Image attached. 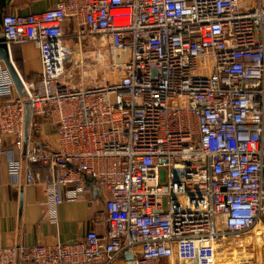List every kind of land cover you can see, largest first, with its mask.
<instances>
[{
  "label": "built area",
  "instance_id": "2783aa9c",
  "mask_svg": "<svg viewBox=\"0 0 264 264\" xmlns=\"http://www.w3.org/2000/svg\"><path fill=\"white\" fill-rule=\"evenodd\" d=\"M3 16L8 47L34 43L42 64L39 81L21 78L27 139L25 103L0 71L12 186L47 171L53 223L89 179L111 198L106 235L3 247L0 264H261L264 0H61ZM35 116L54 121L56 146L31 137Z\"/></svg>",
  "mask_w": 264,
  "mask_h": 264
},
{
  "label": "crops",
  "instance_id": "0c3cea01",
  "mask_svg": "<svg viewBox=\"0 0 264 264\" xmlns=\"http://www.w3.org/2000/svg\"><path fill=\"white\" fill-rule=\"evenodd\" d=\"M59 2L61 0H11L4 14L25 16L42 13L54 8ZM9 49L11 60L17 66L21 78L30 83L39 81L42 64L35 44L13 45ZM0 65V71L9 74L4 62L0 61ZM17 96L18 93L15 91L12 97ZM7 98L0 95V103ZM33 119L40 123L41 131L33 132L31 137L33 136L38 143H50L56 146L57 126L54 121L52 122L51 118L37 116ZM8 148L15 150L14 146ZM43 177V182L34 185H26L22 178L19 187H13L7 157L0 155V248L14 245L32 247L41 244L74 243L82 241L90 230L96 231L101 236L107 234L105 202L111 198V195L104 186L89 179L87 199L61 204L57 208V223H53L48 218L46 208L48 200L46 193L50 185L47 171H44ZM116 264L126 263L120 260Z\"/></svg>",
  "mask_w": 264,
  "mask_h": 264
},
{
  "label": "water",
  "instance_id": "95a60500",
  "mask_svg": "<svg viewBox=\"0 0 264 264\" xmlns=\"http://www.w3.org/2000/svg\"><path fill=\"white\" fill-rule=\"evenodd\" d=\"M10 3L11 0H0V29L3 23L4 10L10 5ZM0 61L4 62V64L7 66V70L12 78V81H14L18 96L25 103L26 121H25L24 129L27 139L30 132L29 127L32 117V113H31L32 106L30 103V97H28V94L24 88V83L21 79L17 66L11 60L10 49L5 42V38L3 37H0Z\"/></svg>",
  "mask_w": 264,
  "mask_h": 264
},
{
  "label": "rangeland",
  "instance_id": "374dc122",
  "mask_svg": "<svg viewBox=\"0 0 264 264\" xmlns=\"http://www.w3.org/2000/svg\"><path fill=\"white\" fill-rule=\"evenodd\" d=\"M112 75H107V77H111ZM114 76V75H113ZM103 75L102 74H99L96 78H97V80H99L98 82H104L103 80ZM115 77H119V75L118 74H116L115 75ZM259 242V241H258ZM261 255H262V260H261V264H264V246H263V249L261 250ZM163 264H167V262L166 263H163Z\"/></svg>",
  "mask_w": 264,
  "mask_h": 264
}]
</instances>
